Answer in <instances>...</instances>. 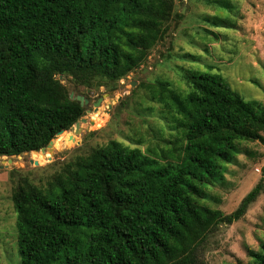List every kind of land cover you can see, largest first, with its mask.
<instances>
[{
  "label": "trees",
  "instance_id": "1",
  "mask_svg": "<svg viewBox=\"0 0 264 264\" xmlns=\"http://www.w3.org/2000/svg\"><path fill=\"white\" fill-rule=\"evenodd\" d=\"M218 3L211 20L235 27L236 2ZM175 5L0 0V156L39 151L71 129L87 108L58 76L87 87L125 78L164 38ZM182 74L185 90L161 83L154 95L180 133L160 154L113 139L65 163L46 185L18 181L21 264H204L208 235L239 220L263 190L264 177L229 214L208 203L243 143L264 142V103L246 100L221 74ZM248 255L233 264H264V244Z\"/></svg>",
  "mask_w": 264,
  "mask_h": 264
},
{
  "label": "rangeland",
  "instance_id": "2",
  "mask_svg": "<svg viewBox=\"0 0 264 264\" xmlns=\"http://www.w3.org/2000/svg\"><path fill=\"white\" fill-rule=\"evenodd\" d=\"M231 1L237 6L235 13L230 14L235 27L211 20L218 12V0H176L164 38L151 49L140 68L116 83L103 80L99 86L87 87L76 84L71 75L58 76L70 93L90 99V111L86 110L85 116L90 121L95 114L96 124L83 123L81 133L70 144L63 140L60 146L63 133L58 134L53 139V150L36 151L45 153L43 158L32 152L0 156V264H21L12 200L20 179L27 177L37 185H46L65 163L113 139L157 154L171 146L166 140L176 141L180 133L171 128V117L162 114V106L154 95L161 83L185 90L182 69L221 74L246 100L264 103V0ZM187 52L197 58L185 57ZM100 97L103 99L96 109L93 103ZM242 146L236 162L227 166L225 179L210 192L208 203L226 214L234 212L264 177V142L249 141ZM263 244L264 183L257 199L239 220L220 224L208 235L200 257L204 264L248 262V250L258 251Z\"/></svg>",
  "mask_w": 264,
  "mask_h": 264
},
{
  "label": "water",
  "instance_id": "3",
  "mask_svg": "<svg viewBox=\"0 0 264 264\" xmlns=\"http://www.w3.org/2000/svg\"><path fill=\"white\" fill-rule=\"evenodd\" d=\"M133 85H135V83H133ZM70 97L72 99H75V100H78L81 104V106L87 108V112L90 111V109H88L89 105H90V99H88L86 96L84 95H81V94H77V95H74V92H71L70 93ZM103 99V97H100L96 102H94V106L95 108L97 109L98 105L100 104L101 100ZM88 117L86 116H83L81 117L72 127L71 129L73 130L74 134L71 136V138H73L75 140V135L76 134H80L82 129H83V123H86L88 122ZM91 124H94L95 121L94 119H90L89 121ZM64 131H67V130H61L58 134H61L63 133ZM53 143H54V140H51L50 143L46 146V147H42L40 150L41 151H45L46 149L48 150H53ZM9 161H12V159L10 158Z\"/></svg>",
  "mask_w": 264,
  "mask_h": 264
},
{
  "label": "bare ground",
  "instance_id": "4",
  "mask_svg": "<svg viewBox=\"0 0 264 264\" xmlns=\"http://www.w3.org/2000/svg\"><path fill=\"white\" fill-rule=\"evenodd\" d=\"M92 113H93V112H92ZM92 117H93L92 119H94V121H95L94 124H96L95 114H94ZM90 118H91V117H90ZM73 134H74L73 131H70V132L66 131V132H64V133L62 134V136L60 137V141H59L60 146H61L63 140L65 141L66 144H70V143L74 140L73 138H71V136H72ZM55 141H56V140H55ZM53 149H54V148H53ZM62 149H64V148H62ZM32 153H33V154H37V155H41V156H42V154H45V153L36 152V151H34V152H32ZM42 158H43V156H42Z\"/></svg>",
  "mask_w": 264,
  "mask_h": 264
}]
</instances>
